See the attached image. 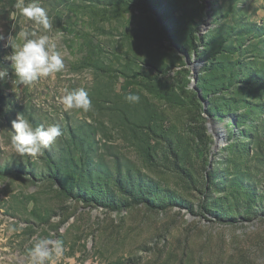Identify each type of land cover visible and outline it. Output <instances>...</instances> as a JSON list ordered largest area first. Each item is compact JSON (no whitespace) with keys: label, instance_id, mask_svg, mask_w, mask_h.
Here are the masks:
<instances>
[{"label":"rangeland","instance_id":"374dc122","mask_svg":"<svg viewBox=\"0 0 264 264\" xmlns=\"http://www.w3.org/2000/svg\"><path fill=\"white\" fill-rule=\"evenodd\" d=\"M15 3L0 0V7L10 5L13 12ZM41 4L53 30L44 33L32 21L19 14L14 19L10 14L16 35L8 47L0 49V64L8 66L10 62L3 58L12 45L22 42L17 34L26 28L50 36L57 30L63 32L57 43L65 67L31 86L12 85L11 78L0 82V93L10 101L0 106V264H30L34 236L64 243L63 255L53 256L47 264H264V220H245V206L236 208L237 203L226 198L229 192L221 190L234 172L250 176L248 181L256 191L264 188V163L255 160L258 148L253 136L241 135L239 128L232 129L231 135L230 118L209 113L211 97L219 94L202 95L200 78L206 56L186 44L181 45L187 50L182 54L176 42L169 44L160 29L165 24L170 31L177 26L157 22L158 14L145 0H41ZM228 4L225 1L220 8L225 11ZM196 5V0H174L171 19H180L186 28V24L198 28L197 37L228 22L224 19L212 25L202 13L188 16ZM238 8L248 21L264 24V0H241ZM178 31L186 38V30ZM195 44L203 51L204 42ZM263 48L264 43L251 36L229 59L257 63V50ZM151 71L168 81L172 89L169 98L150 94L132 77ZM256 85L240 95L251 96L248 103L253 99L261 105L258 114L264 118V84ZM79 87L88 92L91 110L65 111L58 96L65 88ZM129 93L147 99L156 115L153 118L180 142L184 161L168 154L156 141L150 144L152 159L137 146L119 119ZM226 100L233 105L238 96L231 90ZM18 113L34 126L60 127L62 135L48 147L54 152L68 139L69 128L89 124L98 141L95 157L111 167L118 162L141 171L155 181L159 191L167 193L162 198L172 197L175 202L170 201L165 209L135 204L109 210L69 197L48 175L42 152L20 155L11 148V122ZM233 145H237L238 158ZM20 167L28 174L17 171ZM250 203L258 209L262 201ZM115 211L121 215L113 217Z\"/></svg>","mask_w":264,"mask_h":264},{"label":"trees","instance_id":"16d2710c","mask_svg":"<svg viewBox=\"0 0 264 264\" xmlns=\"http://www.w3.org/2000/svg\"><path fill=\"white\" fill-rule=\"evenodd\" d=\"M145 1L148 6L151 4L158 14V17L155 18L157 22L161 20L163 23L166 21L177 26V29L174 28L170 31L168 24H165V28L160 29L169 44L176 42L180 46L182 54H185L187 50L182 49L181 45L186 44L191 47V50L199 52L200 56H206V66L202 71L204 76L200 78L202 95L208 98L211 96L210 94H213L212 96L219 94L216 97H211L209 113L215 118L226 116L230 118L227 126L230 128L231 135L234 134L232 129L239 128L241 135L253 136L254 143L258 148L255 160L264 163V118L258 114L261 105L253 103V99L248 103L247 98L251 99V96L247 95L244 98L240 95L242 91L247 94L249 90L251 92L250 85L255 87L256 84H264V48L257 50V63L244 64L243 60L229 59V56L240 51L241 46L245 45L251 36L264 43L262 39L264 24L257 26L256 23L250 22L244 17V14L241 13L242 10L238 8L241 0H196L197 5L195 8H191L188 16L202 13L211 19L212 25L228 19V22L220 23L214 32L197 37L198 28L190 27L189 24H186L188 26L186 28L181 25L180 19H171V10L172 8L175 10L174 0ZM225 1H228L229 4L223 11L220 6ZM12 9L13 7L11 8L10 5L9 8L0 7V36L5 38L0 40V49L3 45L8 47L10 38L16 35L9 20ZM178 28L186 30V38L181 36ZM196 41L204 42L203 51H199V46L195 44ZM132 77L139 79L144 88L154 96L169 98L172 95L168 81L152 71L133 74ZM231 90L238 96V101L233 105L226 100ZM126 102V109L121 112L119 119L129 130L131 138L135 140L143 153L150 158L154 151L150 145L151 141H156L166 148L168 154L184 161L185 153L180 151V142L171 132L163 130L157 120L153 118L156 115L147 103V99L140 98L137 103ZM4 104H10V101L7 96L0 93V106ZM130 104L133 105L132 108H129ZM127 113L131 118H128ZM95 134V128L89 124L85 127L69 128L68 139L60 146L59 151L54 152L48 148L42 151L43 157L46 158L48 175L60 185L69 197L109 210H120L135 204L150 209H165L170 201L175 202L172 197L162 198L161 196L167 193L159 191V186L155 181L141 171L132 170L118 162H115L111 167L101 157H95L98 149ZM233 148H235L238 158L237 145H233ZM245 149L248 154V149ZM17 169L19 172L28 174L22 167ZM238 169L239 167L235 166V170ZM30 174L34 175V171H30ZM249 178L248 175L234 172L222 185L221 190L224 188L223 192H229L226 198L235 201L236 208L239 204L245 206L242 210L245 220H252L255 217L264 220V188L256 191L248 181ZM215 188L219 190L217 185ZM242 197L243 199H241ZM255 200L262 201L258 209H256V205L252 206L250 203ZM229 208L231 209L232 206L229 205ZM109 264L121 263L112 261Z\"/></svg>","mask_w":264,"mask_h":264},{"label":"clouds","instance_id":"9594fccd","mask_svg":"<svg viewBox=\"0 0 264 264\" xmlns=\"http://www.w3.org/2000/svg\"><path fill=\"white\" fill-rule=\"evenodd\" d=\"M12 18L19 14L28 21H32L44 33L53 30V23L41 0H16ZM19 41L11 46V52L4 56V61L10 62L7 67L0 64V82L11 78L12 85L31 86L42 78L54 77L64 67L63 53L58 50V39L64 36L57 30L55 36L38 34L37 31L22 29L17 34ZM0 36V40H4ZM14 77V78H12ZM130 103H137L140 96L129 93L125 97ZM65 111L81 110L88 112L92 108V101L84 87L63 89L57 98ZM11 148L20 155L36 156L44 149L54 144L62 135L58 125L34 126L22 113H18L12 122ZM113 217L121 215L119 211L112 213ZM29 249L30 264H47L53 256H62L65 248L60 239L41 238L34 236Z\"/></svg>","mask_w":264,"mask_h":264},{"label":"water","instance_id":"95a60500","mask_svg":"<svg viewBox=\"0 0 264 264\" xmlns=\"http://www.w3.org/2000/svg\"><path fill=\"white\" fill-rule=\"evenodd\" d=\"M194 79H196V76L194 75Z\"/></svg>","mask_w":264,"mask_h":264}]
</instances>
